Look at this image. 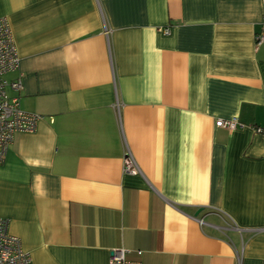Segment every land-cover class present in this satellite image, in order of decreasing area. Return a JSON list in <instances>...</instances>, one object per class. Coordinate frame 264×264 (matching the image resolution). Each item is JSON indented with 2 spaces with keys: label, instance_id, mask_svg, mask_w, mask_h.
I'll return each mask as SVG.
<instances>
[{
  "label": "crops",
  "instance_id": "0c3cea01",
  "mask_svg": "<svg viewBox=\"0 0 264 264\" xmlns=\"http://www.w3.org/2000/svg\"><path fill=\"white\" fill-rule=\"evenodd\" d=\"M0 17L19 56L5 78L42 116L0 162V216L33 264L116 247L264 264V0H0Z\"/></svg>",
  "mask_w": 264,
  "mask_h": 264
},
{
  "label": "built area",
  "instance_id": "2783aa9c",
  "mask_svg": "<svg viewBox=\"0 0 264 264\" xmlns=\"http://www.w3.org/2000/svg\"><path fill=\"white\" fill-rule=\"evenodd\" d=\"M166 31V30H165ZM256 45L264 43V20L261 30L254 35ZM19 56L11 28L6 17H0V162L4 159L15 132H33L37 128L40 114L24 110L20 105V77L8 80L5 75L18 68ZM217 126L234 129L243 124L237 117L217 119ZM255 132L264 136V125L254 126ZM125 168L133 173L140 169L135 160L127 155ZM202 222V219L199 220ZM127 250L116 247L110 250L108 264H141L139 260L127 259ZM140 253V251H138ZM0 264H33L29 252L21 247L18 237L7 231V220L0 216Z\"/></svg>",
  "mask_w": 264,
  "mask_h": 264
},
{
  "label": "water",
  "instance_id": "95a60500",
  "mask_svg": "<svg viewBox=\"0 0 264 264\" xmlns=\"http://www.w3.org/2000/svg\"><path fill=\"white\" fill-rule=\"evenodd\" d=\"M200 211H201V208H198L197 210H195L193 213V216L197 217V215L199 214Z\"/></svg>",
  "mask_w": 264,
  "mask_h": 264
}]
</instances>
